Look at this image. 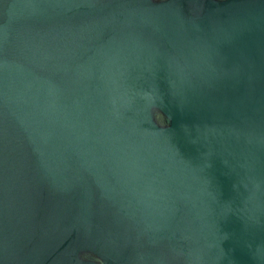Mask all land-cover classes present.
I'll return each mask as SVG.
<instances>
[{"label": "water", "instance_id": "95a60500", "mask_svg": "<svg viewBox=\"0 0 264 264\" xmlns=\"http://www.w3.org/2000/svg\"><path fill=\"white\" fill-rule=\"evenodd\" d=\"M0 264H264V0H0Z\"/></svg>", "mask_w": 264, "mask_h": 264}]
</instances>
